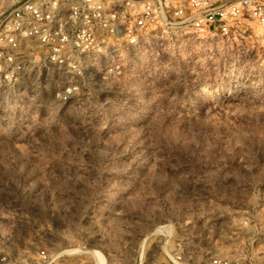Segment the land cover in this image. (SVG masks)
I'll return each instance as SVG.
<instances>
[{"label": "rangeland", "instance_id": "1", "mask_svg": "<svg viewBox=\"0 0 264 264\" xmlns=\"http://www.w3.org/2000/svg\"><path fill=\"white\" fill-rule=\"evenodd\" d=\"M145 41L96 96L0 128V258L264 264V30Z\"/></svg>", "mask_w": 264, "mask_h": 264}, {"label": "built area", "instance_id": "2", "mask_svg": "<svg viewBox=\"0 0 264 264\" xmlns=\"http://www.w3.org/2000/svg\"><path fill=\"white\" fill-rule=\"evenodd\" d=\"M254 25L264 30V0H0V128H29L83 93L96 96L99 78L139 65L154 31L239 39ZM171 256L183 264L182 252Z\"/></svg>", "mask_w": 264, "mask_h": 264}, {"label": "bare ground", "instance_id": "3", "mask_svg": "<svg viewBox=\"0 0 264 264\" xmlns=\"http://www.w3.org/2000/svg\"><path fill=\"white\" fill-rule=\"evenodd\" d=\"M95 254L97 256V264H107V260L101 252L95 251Z\"/></svg>", "mask_w": 264, "mask_h": 264}]
</instances>
